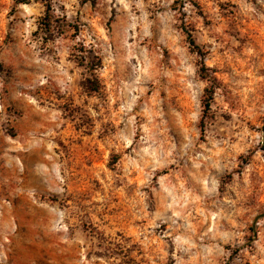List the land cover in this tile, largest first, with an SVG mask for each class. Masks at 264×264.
<instances>
[{"label": "rangeland", "instance_id": "374dc122", "mask_svg": "<svg viewBox=\"0 0 264 264\" xmlns=\"http://www.w3.org/2000/svg\"><path fill=\"white\" fill-rule=\"evenodd\" d=\"M0 264H264V0H0Z\"/></svg>", "mask_w": 264, "mask_h": 264}, {"label": "trees", "instance_id": "16d2710c", "mask_svg": "<svg viewBox=\"0 0 264 264\" xmlns=\"http://www.w3.org/2000/svg\"><path fill=\"white\" fill-rule=\"evenodd\" d=\"M22 3H28V2H22ZM190 43H191V45H193L194 48L199 49L196 42L192 39L191 36H190ZM210 94H211V92H210Z\"/></svg>", "mask_w": 264, "mask_h": 264}]
</instances>
